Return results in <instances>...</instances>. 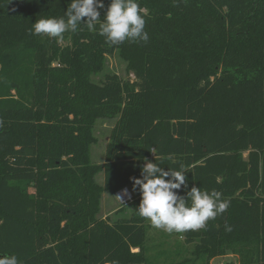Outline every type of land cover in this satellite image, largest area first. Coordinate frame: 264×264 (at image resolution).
I'll list each match as a JSON object with an SVG mask.
<instances>
[{"label": "trees", "instance_id": "obj_1", "mask_svg": "<svg viewBox=\"0 0 264 264\" xmlns=\"http://www.w3.org/2000/svg\"><path fill=\"white\" fill-rule=\"evenodd\" d=\"M71 2L0 0L1 258L151 264L139 190L120 217H99L102 193L133 190L147 157L189 169L179 195L196 186L230 200L206 228L182 233L194 257L170 264H209L228 252L264 264V0H137L147 43L109 46L99 24L78 25L66 42L29 31L65 16ZM104 4L101 22L111 0ZM115 54L133 78L108 71L94 80ZM100 118L117 120L96 165Z\"/></svg>", "mask_w": 264, "mask_h": 264}, {"label": "clouds", "instance_id": "obj_2", "mask_svg": "<svg viewBox=\"0 0 264 264\" xmlns=\"http://www.w3.org/2000/svg\"><path fill=\"white\" fill-rule=\"evenodd\" d=\"M104 7V0H72L65 16L40 18L29 31L62 40L66 32H76L78 25L83 24L95 32L99 24V34L106 38L109 46H118L125 41L148 42L145 31L147 12L137 0H111L101 22L100 9ZM187 172L189 169L184 165L179 170H165L145 157L141 177H131L133 191L142 193L139 215L149 220L153 227L170 234L198 231L229 208L230 200L224 199L222 192L215 189L209 191L193 186L186 196L179 195L178 190L187 189ZM124 196L131 198L127 188L117 195L123 203ZM225 230L231 231L232 226L226 223ZM0 264H19V261L15 255H4Z\"/></svg>", "mask_w": 264, "mask_h": 264}, {"label": "rangeland", "instance_id": "obj_3", "mask_svg": "<svg viewBox=\"0 0 264 264\" xmlns=\"http://www.w3.org/2000/svg\"><path fill=\"white\" fill-rule=\"evenodd\" d=\"M63 42L66 41L64 40ZM108 71L115 72L124 79L133 78V74L126 71V62L117 54L108 56L105 71L93 76L94 80L101 81L104 77V73ZM116 120V118H100L97 120L94 128L96 141L91 144L90 148L92 164L100 165L104 162L106 144L109 141L110 133L116 123ZM248 153L249 152H244L243 156L246 158ZM95 180L97 183L103 184V173L99 172L96 174ZM128 189L132 194V198L128 201H124V203L117 197V192L114 194L103 192L99 199V217L103 219L111 218L112 220L120 217L123 213H117L116 211L118 208L122 205L130 207V203L134 199L133 190L130 187H128ZM130 210L131 209H129L128 212H130ZM147 231L145 251L151 264L176 263L183 258L193 256L195 244L187 243L182 233L173 232L170 234L162 229L153 227L149 220H147ZM208 263L240 264V257L236 253L228 252L227 254L209 258Z\"/></svg>", "mask_w": 264, "mask_h": 264}, {"label": "built area", "instance_id": "obj_4", "mask_svg": "<svg viewBox=\"0 0 264 264\" xmlns=\"http://www.w3.org/2000/svg\"><path fill=\"white\" fill-rule=\"evenodd\" d=\"M125 188L128 189V187H124V188L118 190V191H117L118 195L121 194V193H122V190L125 189ZM128 191H129V189H128ZM129 192H130V191H129ZM130 193H131V192H130ZM131 198H132V194H131ZM129 199H130V198H129L128 196H124V201H128Z\"/></svg>", "mask_w": 264, "mask_h": 264}, {"label": "water", "instance_id": "obj_5", "mask_svg": "<svg viewBox=\"0 0 264 264\" xmlns=\"http://www.w3.org/2000/svg\"><path fill=\"white\" fill-rule=\"evenodd\" d=\"M1 221V220H0ZM0 258H1V254H0Z\"/></svg>", "mask_w": 264, "mask_h": 264}]
</instances>
